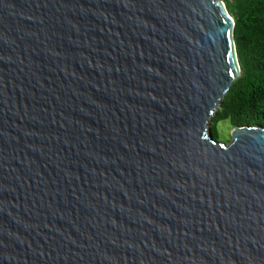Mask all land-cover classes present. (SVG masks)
<instances>
[{"label":"water","instance_id":"95a60500","mask_svg":"<svg viewBox=\"0 0 264 264\" xmlns=\"http://www.w3.org/2000/svg\"><path fill=\"white\" fill-rule=\"evenodd\" d=\"M219 0H0V264H264V129Z\"/></svg>","mask_w":264,"mask_h":264},{"label":"trees","instance_id":"16d2710c","mask_svg":"<svg viewBox=\"0 0 264 264\" xmlns=\"http://www.w3.org/2000/svg\"><path fill=\"white\" fill-rule=\"evenodd\" d=\"M235 26L234 40L241 77L225 97L214 118L211 134L218 126L264 129V0H223ZM216 141V140H215Z\"/></svg>","mask_w":264,"mask_h":264},{"label":"rangeland","instance_id":"374dc122","mask_svg":"<svg viewBox=\"0 0 264 264\" xmlns=\"http://www.w3.org/2000/svg\"><path fill=\"white\" fill-rule=\"evenodd\" d=\"M219 1L223 2V0ZM233 132L234 128L230 122L221 123L218 126L217 133H215V140L229 147L233 142Z\"/></svg>","mask_w":264,"mask_h":264}]
</instances>
